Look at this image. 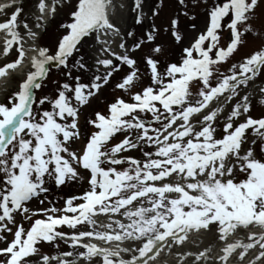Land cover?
Here are the masks:
<instances>
[{
  "label": "snow or ice",
  "instance_id": "snow-or-ice-1",
  "mask_svg": "<svg viewBox=\"0 0 264 264\" xmlns=\"http://www.w3.org/2000/svg\"><path fill=\"white\" fill-rule=\"evenodd\" d=\"M0 57V264H264V0H4Z\"/></svg>",
  "mask_w": 264,
  "mask_h": 264
},
{
  "label": "bare ground",
  "instance_id": "bare-ground-1",
  "mask_svg": "<svg viewBox=\"0 0 264 264\" xmlns=\"http://www.w3.org/2000/svg\"><path fill=\"white\" fill-rule=\"evenodd\" d=\"M0 2H4V0H0ZM118 12L120 13L121 11L119 10ZM12 53L10 55H12ZM3 60L4 58L0 57V61ZM16 78L18 77L16 76L10 78L0 77V100H2V98L5 97V95L12 89V87L16 85L15 83ZM238 235L246 237V233L243 230H241V232ZM217 238L218 237H214L205 233H201V234L192 233L189 236V243L186 244L183 249H179L178 246L177 249L181 251L196 252V251H203L205 247H211L210 256L215 257L220 253L222 249L221 241H219V239ZM229 240L231 241L232 239L229 238ZM193 241H195V243H193ZM213 241L214 244L211 245ZM247 258H251V254H249ZM177 259L178 258L175 256L174 252L164 253L160 257V264H176ZM185 259L186 261L189 262V264H192V262H194L195 260L194 256L186 257ZM231 263L238 264V261L236 259H233L230 261V264Z\"/></svg>",
  "mask_w": 264,
  "mask_h": 264
},
{
  "label": "rangeland",
  "instance_id": "rangeland-1",
  "mask_svg": "<svg viewBox=\"0 0 264 264\" xmlns=\"http://www.w3.org/2000/svg\"><path fill=\"white\" fill-rule=\"evenodd\" d=\"M114 3L117 4V6L121 3V2H124V0H113ZM119 7H117V17H120L121 16V12L119 13ZM121 11V10H120ZM123 19L121 20V24L124 26V27H127V24L131 22V14L127 11H123ZM200 23L202 24L203 21L201 20ZM52 36V32L50 30V32L48 34H46L44 37H42V40H41V43H46ZM93 47H95V44L92 45ZM16 56V53L14 54V56L12 57V59H14ZM58 78V74L55 70H53V72L51 73L50 75V78H49V82L47 83L45 89H44V93L45 94H51L53 91H54V85L51 83V80H54V79H57ZM17 79L16 78V82L17 83ZM259 81H257V84L254 85V87L258 86L259 85ZM16 87L13 86L12 89L8 92L10 93L12 90H14ZM109 92H115V94H120L118 90H115L114 88H112L111 86L109 87L108 89ZM250 92V95L252 96V103H253V113L256 114V113H260V112H264V105H261L260 104V100H259V97L257 95H255L252 90L250 89L249 90ZM41 93L38 91L37 92V95L39 96ZM145 150H148L147 148H145ZM128 154H131V155H134V156H137V157H140L142 154L139 152V151H133V152H130ZM79 186L77 185H70V186H64L60 189H53L52 191V194L50 195V199L53 200L57 206H62L63 204V199L62 198H66V196L68 195H74V194H79ZM65 230L67 231V229L65 228ZM218 239V238H217ZM217 241V240H216ZM215 241V242H216ZM214 244V241L211 243V245ZM61 250H69L67 249V246H64L62 245V248ZM53 254H55V252H53Z\"/></svg>",
  "mask_w": 264,
  "mask_h": 264
}]
</instances>
